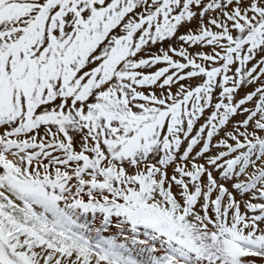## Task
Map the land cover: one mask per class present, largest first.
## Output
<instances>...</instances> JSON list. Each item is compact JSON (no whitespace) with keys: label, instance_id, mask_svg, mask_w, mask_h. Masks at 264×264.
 Listing matches in <instances>:
<instances>
[{"label":"rangeland","instance_id":"rangeland-1","mask_svg":"<svg viewBox=\"0 0 264 264\" xmlns=\"http://www.w3.org/2000/svg\"><path fill=\"white\" fill-rule=\"evenodd\" d=\"M221 260L264 264V0H0V264Z\"/></svg>","mask_w":264,"mask_h":264},{"label":"bare ground","instance_id":"bare-ground-1","mask_svg":"<svg viewBox=\"0 0 264 264\" xmlns=\"http://www.w3.org/2000/svg\"><path fill=\"white\" fill-rule=\"evenodd\" d=\"M212 258L215 259V260H218V259H216V258H217V254L214 253V254L212 255ZM233 259H234V258H233ZM237 259H238V257H235V259H234L233 261H236ZM230 261H232V260H230ZM236 262H237V261H236ZM229 263H230V262H229ZM219 264H228V263H227V260H225V262H223V263H222V260H221V261L219 262ZM232 264H233V263H232Z\"/></svg>","mask_w":264,"mask_h":264}]
</instances>
